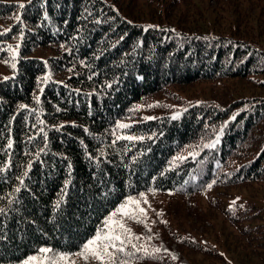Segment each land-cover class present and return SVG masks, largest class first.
I'll use <instances>...</instances> for the list:
<instances>
[{"label":"trees","instance_id":"obj_1","mask_svg":"<svg viewBox=\"0 0 264 264\" xmlns=\"http://www.w3.org/2000/svg\"><path fill=\"white\" fill-rule=\"evenodd\" d=\"M119 1L0 0V264L41 247L75 253L143 193L264 184V3L246 21L255 27L236 16L231 31L157 20V9L138 21ZM230 78L263 93L182 100L175 119H140L138 102L165 87ZM237 204L220 205L223 221L263 257L264 206ZM124 247L123 264H180Z\"/></svg>","mask_w":264,"mask_h":264},{"label":"rangeland","instance_id":"obj_2","mask_svg":"<svg viewBox=\"0 0 264 264\" xmlns=\"http://www.w3.org/2000/svg\"><path fill=\"white\" fill-rule=\"evenodd\" d=\"M17 1L22 3L25 0ZM157 1L131 0L128 1L129 5H125L126 1H123V6L120 7L122 9L126 7L125 13L138 21L150 22L149 19L154 14L153 10L157 9V20H162L163 15L167 13L168 22L177 23L180 20L184 26L191 29L228 30L232 25L234 26L232 20L236 16L241 21L240 28H245L247 24L255 27L254 21L249 23L246 21L252 19L253 13L258 11L255 6L264 3V0H174V2L162 0L164 9L160 4L156 5ZM237 1L239 3H236ZM118 2L121 4L119 0ZM249 14L252 15L249 16ZM230 30L232 31V28ZM261 45L264 46V40L261 41ZM34 54L44 58L48 50L38 49ZM250 93H263V91L258 87H251L245 80L230 78L224 81L170 85L138 102L137 105L141 108L140 119L142 120L151 115L163 114L165 110L172 111L174 117L177 114L176 110L181 107L182 100L211 97L223 103ZM144 108L147 111H144ZM233 194L234 196H231ZM248 200L264 206V184L256 183L244 189L219 187L206 194L189 196L170 194L169 191L164 194L147 192L139 198L131 199L128 204H121L106 219L107 227L104 222L100 231L103 234L109 230H115L117 234L126 235L123 229L118 227L119 224H123L133 235L132 240L141 236L149 243V250L141 248L143 253L150 252L180 264H264V254L263 257L260 256L257 249L253 248V244L245 243L246 241L236 237L232 229L223 221L220 212L221 204L235 201L238 202L237 206L242 207ZM141 208L145 210L143 213L140 212ZM133 214L138 217L139 222L130 218ZM203 246L214 251L218 256L203 253ZM84 255L88 253L83 251V247L75 253L56 256L39 250L30 256L33 259L29 260L28 257L19 264H25V262L27 264H101V261L91 257L85 261ZM124 263L166 264L158 261L130 260ZM105 264H108L107 257Z\"/></svg>","mask_w":264,"mask_h":264},{"label":"snow or ice","instance_id":"obj_3","mask_svg":"<svg viewBox=\"0 0 264 264\" xmlns=\"http://www.w3.org/2000/svg\"><path fill=\"white\" fill-rule=\"evenodd\" d=\"M19 7L21 9H23L25 7L24 4H20ZM21 18L19 15L16 16V20L19 21ZM148 27H153L151 25H149ZM19 47V45H17V48ZM13 67H15V65H13ZM5 79H8L7 77ZM48 78L46 77L45 80H47ZM38 99V98H37ZM21 108H25L26 105H21ZM177 116H179V113L176 114V116L173 117V119H175ZM235 118V116H233V119ZM147 119H152V117H148ZM120 128H126L129 127V125H125V124H118L117 125ZM121 138H126V139H133V137L129 136V137H117V139H121ZM115 143V141H114ZM211 146V145H210ZM9 147H11V144H9ZM25 175H27V173H25ZM21 183L23 184V181H21ZM20 189H17V191H19ZM143 195V194H141ZM131 200V198H129ZM133 203H136L135 201H132ZM146 202V201H145ZM235 203V202H233ZM57 207H59V203H57ZM122 208L124 207L123 205L121 206ZM4 211V209H0V213H2ZM145 210L143 208L140 209V212H144ZM130 218L137 220V222H139L138 217H136L134 214L130 216ZM110 219V218H109ZM107 223L108 221H105V225L107 227ZM118 227L120 229H123V232L126 235H121V234H117L115 230H109L108 232L105 233H101V231H98L96 236L93 237L92 239L88 240L86 243H84L83 247V251L85 253H88V255H84L83 259H85V261H87L90 257L97 259L99 261H101V264H105V258L107 257V262L108 264H123L122 261L118 262L117 261V254L118 253H123L125 251V247L124 245L126 244H131L132 248H136L137 251L141 250L139 248H137V245L132 244L131 240V232L129 229H127L123 224H119ZM137 239H139V237H137ZM111 249V251L109 250ZM40 251L42 253H46L51 251V249L48 248H41ZM156 251H159V249H156ZM175 258V257H173ZM33 259L32 257H29V260ZM25 264H27V262H25Z\"/></svg>","mask_w":264,"mask_h":264}]
</instances>
